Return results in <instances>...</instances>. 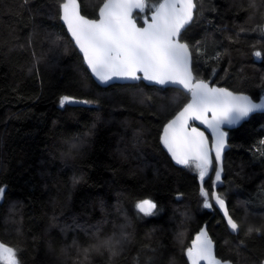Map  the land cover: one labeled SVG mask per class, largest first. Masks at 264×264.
Wrapping results in <instances>:
<instances>
[{
	"label": "trees",
	"instance_id": "trees-1",
	"mask_svg": "<svg viewBox=\"0 0 264 264\" xmlns=\"http://www.w3.org/2000/svg\"><path fill=\"white\" fill-rule=\"evenodd\" d=\"M79 1L96 19L105 0ZM63 2L0 0V241L17 249L20 264H190L186 250L207 225L218 259L264 264V113L228 132L218 194L240 225L233 235L214 205L202 206L201 187L211 199L214 171L201 181L196 169L174 166L160 143L190 94L142 81L98 85L61 22ZM196 4L182 34L196 79L259 100L264 0ZM62 96L92 103L61 108ZM145 198L157 215H137ZM122 226L130 241L118 257L85 258L97 235L119 237Z\"/></svg>",
	"mask_w": 264,
	"mask_h": 264
},
{
	"label": "snow or ice",
	"instance_id": "snow-or-ice-1",
	"mask_svg": "<svg viewBox=\"0 0 264 264\" xmlns=\"http://www.w3.org/2000/svg\"><path fill=\"white\" fill-rule=\"evenodd\" d=\"M60 9V19L83 54L87 68L101 83L147 81L160 86H180L191 94V102L165 126L162 142L176 163L196 169L201 181L214 171L213 187L222 182L221 161L228 136L224 129L239 124L254 112L264 111V97L257 103L246 95L210 86L208 82L193 77L192 53L189 45L182 41V32L194 21L195 0H105L99 9V18L94 20L80 14L78 0H64ZM259 31L264 36V26ZM59 41L57 36L52 43L58 46ZM254 55L259 58L262 53L256 51ZM72 103L92 102L69 96H62L59 100L61 108ZM190 120L199 121L211 131V145L205 132L189 125ZM82 144H72L70 151H78ZM72 183H79L78 178L73 177ZM5 191L6 187L0 186V200ZM200 194L204 198V208L212 209L214 201L230 230L239 232L240 225L230 215L223 193L213 191L209 199V192L201 187ZM134 208L142 217L155 216L159 211L157 203L150 198L137 201ZM253 231L248 228L246 235ZM129 241L130 234L123 231V226L119 237L100 239L97 235V242L83 250L85 258L89 252L103 254V251L109 253L110 259L118 257L123 245ZM185 255L190 264H201V261L230 264L214 255L213 242L204 229ZM0 261L20 264L17 249L0 243Z\"/></svg>",
	"mask_w": 264,
	"mask_h": 264
},
{
	"label": "water",
	"instance_id": "water-1",
	"mask_svg": "<svg viewBox=\"0 0 264 264\" xmlns=\"http://www.w3.org/2000/svg\"><path fill=\"white\" fill-rule=\"evenodd\" d=\"M105 2V1H104ZM103 2V3H104ZM195 2H196V0H195ZM78 4H79V10H80V14L81 15H83V13H82V11H81V4H80V1L78 0ZM103 6V4L100 6V8ZM99 8V9H100ZM196 11H197V9L194 11V16L196 15ZM60 15H61V10H60ZM85 18H87V19H93V18H89V17H87V16H85V15H83ZM98 18H99V11H98ZM98 18H96V19H98ZM94 20V19H93ZM62 22V21H61ZM62 24H63V22H62ZM64 25V24H63ZM191 25V24H190ZM189 25V26H190ZM264 26V25H263ZM64 27L66 28V30H67V27L64 25ZM185 31V30H184ZM183 31V32H184ZM183 32H182V34H183ZM67 33H68V35L70 36V38H71V40L73 41V43H74V40H73V38H72V36H71V34L68 32V30H67ZM74 45H75V43H74ZM75 47L77 48V50L79 51V53L81 54V56L83 57V54L80 52V50H79V48L75 45ZM190 48V47H189ZM191 50V49H190ZM192 53V52H191ZM86 64V63H85ZM86 67H87V65H86ZM191 68H192V73H193V77L196 79V76H195V73H194V70H193V56H192V63H191ZM88 69V68H87ZM89 70V69H88ZM89 72H90V70H89ZM90 74H91V76H92V78L94 79V81L98 84V85H100L101 87H103V88H107V87H109V86H112V85H125V84H137V83H139V82H141V81H127V80H114V81H111V82H109L108 84H104V83H101L100 81H98L96 78H95V76H93V74L90 72ZM143 83H145L146 85H148V86H157V87H162V88H173V89H178V90H181V91H183V92H186V93H188L186 90H184L182 87H180V86H175V85H168V86H160V85H155V84H151V83H149V82H147V81H142ZM207 82V81H206ZM209 85L210 86H214V87H218V88H225V87H219V86H216V85H211L210 83H209ZM227 89V88H226ZM229 90V89H228ZM229 91H231V90H229ZM233 92V91H232ZM233 93H235V92H233ZM190 94V93H189ZM235 94H238V95H246V96H248V97H250L248 94H244V93H235ZM262 97H264V96H262ZM261 97V98H262ZM254 102H260V100H261V98L259 99V100H254L252 97H250ZM191 102V94H190V100L188 101V103H190ZM187 103V104H188ZM183 109V108H182ZM181 109V110H182ZM180 110V111H181ZM179 111V112H180ZM178 112V113H179ZM177 113V114H178ZM260 113H264V111H257V112H254V113H252V114H250V116L248 117V118H246L245 120H242L239 124H237V125H235V126H232V127H225V131H227V133L229 132V131H231V130H234V129H237V128H239V127H241L245 122H247L253 115H255V114H260ZM176 114V115H177ZM175 115V116H176ZM175 116L172 118V119H174L175 118ZM171 119V120H172ZM170 120V121H171ZM169 123V122H168ZM168 123H166L165 124V126L168 124ZM189 125L190 126H195V127H199L200 128V130L201 131H203V132H205V135L208 137V140H209V145H211V142H212V134H211V131L210 130H207L206 129V127L204 126V125H202V124H200V122L199 121H195V122H193V121H189ZM165 126L163 127V130H162V133H161V136H160V143H161V146H162V148L164 149V151L167 153V155L169 156V158L171 159V161H172V163H173V165L174 166H176V167H178V168H184L185 166L184 165H180V164H177L176 163V161L172 158V156H171V154L168 152V149L165 147V145L163 144V142H162V137H163V135H164V129H165ZM226 144H227V146H226V148H225V150H224V153H223V156H222V161H221V167H222V172H221V181H222V176H223V173H224V162H225V157H226V153L228 152V150L230 149V145H229V134H228V136H227V138H226ZM214 150H213V152H212V155L214 156ZM214 163H215V161H214ZM221 183L222 182H218L217 183V185L215 186V188H214V191L216 192V193H218V188H219V186L221 185ZM213 205L215 206V208L218 210V212L220 213V215L223 217V219H224V221H225V223H226V225H227V221H226V219H225V217H224V215H223V212L215 205V202L213 201ZM228 206V205H227ZM228 210H229V208H228ZM229 213H230V211H229ZM231 215V214H230ZM227 228H228V230H229V232L231 233V234H233V235H237L239 232H232L231 230H230V228L228 227V225H227ZM202 229H204V230H206V232H207V234H208V237L211 239V237L209 236V232H208V229H207V225H204L203 226V228ZM200 233V232H199ZM212 240V239H211ZM213 242V241H212ZM0 243H2L1 241H0ZM4 244V243H3ZM6 245V244H5ZM6 246H8V245H6ZM213 249H214V243H213ZM201 264H206V262H204V261H201Z\"/></svg>",
	"mask_w": 264,
	"mask_h": 264
},
{
	"label": "rangeland",
	"instance_id": "rangeland-1",
	"mask_svg": "<svg viewBox=\"0 0 264 264\" xmlns=\"http://www.w3.org/2000/svg\"><path fill=\"white\" fill-rule=\"evenodd\" d=\"M262 95H264V93H263ZM214 179H215V172H214ZM230 264H231V263H230Z\"/></svg>",
	"mask_w": 264,
	"mask_h": 264
}]
</instances>
